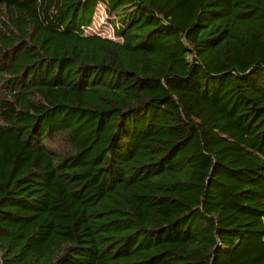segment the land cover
I'll list each match as a JSON object with an SVG mask.
<instances>
[{
	"label": "trees",
	"instance_id": "1",
	"mask_svg": "<svg viewBox=\"0 0 264 264\" xmlns=\"http://www.w3.org/2000/svg\"><path fill=\"white\" fill-rule=\"evenodd\" d=\"M0 264H264V0H0Z\"/></svg>",
	"mask_w": 264,
	"mask_h": 264
},
{
	"label": "rangeland",
	"instance_id": "2",
	"mask_svg": "<svg viewBox=\"0 0 264 264\" xmlns=\"http://www.w3.org/2000/svg\"><path fill=\"white\" fill-rule=\"evenodd\" d=\"M113 20L114 18H111V16L108 15L106 7L103 4L99 5L94 18V23L87 32L89 34H98L102 37L118 40V38L114 36Z\"/></svg>",
	"mask_w": 264,
	"mask_h": 264
}]
</instances>
